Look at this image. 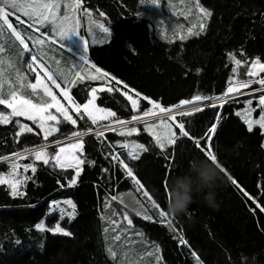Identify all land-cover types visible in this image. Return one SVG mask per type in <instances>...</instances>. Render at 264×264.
<instances>
[{
    "label": "trees",
    "instance_id": "16d2710c",
    "mask_svg": "<svg viewBox=\"0 0 264 264\" xmlns=\"http://www.w3.org/2000/svg\"><path fill=\"white\" fill-rule=\"evenodd\" d=\"M197 1L211 12L203 32L172 41L154 33L150 20L140 13L141 0H81V8L94 13L110 30L108 39L102 44H88L86 53L88 61L111 78L112 91L96 94L98 107L127 121L148 111L153 105L149 99L163 108H174L197 95L221 97L234 83L253 80L244 71L254 61L264 64V0ZM233 56L244 65L237 75ZM102 85L100 81L78 80L70 86L69 94L75 104L84 105L90 92ZM115 85L140 94L139 111L132 110ZM259 88L253 83L247 91ZM246 100L238 98L181 116L177 121L184 122L190 136H182L174 125V143L164 150L138 126V134L130 139L148 148L140 150L138 159H127L121 147L124 137L118 134L106 133L99 139L86 136L81 156L85 163L71 186L69 181L76 173L58 168L54 161L45 165L26 155L0 163V175L17 168L22 178V195L14 196L9 185L0 184V264H124L121 250L113 256L108 245L110 241L118 243L120 238L112 236L119 227L132 229L147 246L154 245L159 264H195V260L201 264H264V212L256 208V203L264 207V135L259 128L249 131L235 116ZM74 119L76 127L62 124L45 140L34 124L12 117L0 124V158L68 139L73 131L95 128L81 114H75ZM17 120L33 131L25 129L18 136ZM213 124L217 127L211 134L208 130ZM193 138L199 139V147ZM208 148L225 170L218 168L223 180L215 189L217 207L208 206L194 193L186 211L174 214L170 209L172 181L190 179L195 189L199 181L197 174L189 171V161L197 159L194 167H199V159L208 160L203 151ZM45 149L49 156L57 152V146ZM115 152L117 160L112 159ZM120 160L132 168L139 185L127 175ZM24 165H34L36 171L29 168L25 172ZM135 185L148 201L142 213L150 219L134 215L112 199L135 193ZM61 200H71L75 205L73 217L59 221L70 235L37 228L50 203ZM161 212L167 215L162 217Z\"/></svg>",
    "mask_w": 264,
    "mask_h": 264
},
{
    "label": "rangeland",
    "instance_id": "374dc122",
    "mask_svg": "<svg viewBox=\"0 0 264 264\" xmlns=\"http://www.w3.org/2000/svg\"><path fill=\"white\" fill-rule=\"evenodd\" d=\"M44 2H50V0L47 1L44 0ZM57 2L60 4V8L59 11L57 12L56 19L54 21L53 20L44 21L41 24H36L35 18L29 19L27 16H24L23 13L12 9L10 4L5 5L2 3V5H0L6 7V10L8 12L15 13L14 15H9L8 19L12 23L13 27L20 33L21 38L24 39L25 43L28 45V49L26 50L24 46L19 43V40L16 39L15 35L12 34V31L8 29L6 26H4L2 30H0V46H2L4 49L3 52H0V98H4L6 100L10 99L11 94L15 92L18 96L23 97L25 99H29L36 104L51 103V97L48 96L44 91V88L47 87L51 90L52 94L57 97L59 103L65 109L68 110L69 115H71L73 119L75 114H81L85 116L92 123V120L88 117L86 113H84L82 107L80 112L77 113L75 110V103L72 101V99H68L63 95L64 90H67L69 93L70 83L66 87H62V88L60 86L57 87L56 83H53V80H50L48 76L51 75L53 77L58 73V71H56L57 67L55 65V62L60 61V59L63 58L65 54H67L65 53L67 49H65L63 43L65 41L70 40L73 36L71 35L69 38L65 40L60 34L61 24L63 25V28L66 30L69 31L74 30L76 33L79 34L76 36H79L80 38L82 36L81 32L84 31V29H86L89 34V42L86 43L87 45L86 49L84 45L85 42H87L86 40H80L81 42L79 41V43H75L73 40L75 44L73 43L74 45L72 44L73 46H71V48L68 49V51L70 52L69 54L72 55L75 54L76 50L80 49L82 51V54L79 55L85 57V61H81L80 58L79 62H76L73 66H69L70 71H72L73 73L77 71L79 73V75L73 73L69 74V78L72 83L71 85H73L78 80H82L81 78H84L85 76H87L91 80L106 83L105 86L102 85L100 87L94 88L96 89V92L95 93H93V91L90 92L89 100L93 98V95H95L96 98V94L100 91H104V90L109 91V89H111L110 87L111 79H109L101 70L97 72L96 68L90 65L93 72L91 71L85 75H83V72L90 67V66H86L88 62V57L86 58L85 56V54L88 51V44H90V46L102 44L106 39H108L110 33H104L100 26L98 30L89 29V28H94V24L95 25L97 24L96 22H93L94 20L97 21V18L95 14L92 12L89 11L84 12V10L81 8V5H79V7L76 8L74 11L73 7H70L69 5H74L75 0H57ZM159 5L160 6L158 7L155 6L151 2V0H141V7H140V13L142 14V16L150 20V22L152 23L153 31L156 35L160 36L161 38L169 39L172 41H184L194 36H197L203 32L201 31L200 25L203 24L205 28V25L208 21V16H205L203 13L200 12V8L203 7H201V5L197 0H159ZM16 16H19L20 21L23 22L22 23L19 22L16 19ZM64 16H68L69 19L63 21L62 18ZM29 25H32V27H29ZM37 28L39 29L38 31L36 30ZM190 29L191 32L189 31ZM92 35L95 37H91ZM37 40H42L43 43L42 44L37 43L36 42ZM57 47H60L61 49H56ZM72 61L73 59L67 60L68 64ZM243 67L244 65L237 66L234 63V68L237 69L235 74L237 75L240 69L242 70ZM246 70H251L255 73L253 76L250 77L251 79H253L251 80L253 82L249 85V87L253 83L260 86V88L256 90L257 92L256 91L249 92L248 94L250 95L244 97V98H248V100L244 101L243 106L237 111H235V116L238 117L242 122H244L248 128L246 120L248 119L254 121L260 120L261 116L264 115V111H262L260 106L258 105L259 97L257 98L258 94L262 95V91H260L261 85L255 82L261 79L264 71H260L259 64H257L256 61L248 65V67L245 68V71ZM37 78H39V82ZM31 84H37V88L33 90L30 87ZM234 84H238V83H234ZM114 88L118 90L124 98H126L123 95V93L127 91H123L117 85H115ZM248 88L243 91L240 90L239 93H236L235 95L232 94V96L234 98L237 97L238 99L239 96L244 95V92H246ZM127 93L128 95L133 96V98L137 99L139 102L140 96H137L136 93H133L132 91ZM249 100H252L251 105L248 104ZM253 102H255L256 104L253 105ZM218 104L220 105V102H218L216 105L219 106ZM94 105L98 109H104L98 107L95 103V100H94ZM6 109L8 110V113L4 111ZM150 109H152L154 112L157 113L156 117L149 116L147 117V119L149 120H147L146 123L135 122L134 124L128 126L129 127L135 126L137 129L138 126H142L145 129L147 124L153 125L151 132L160 136L162 142L165 144L166 147L171 144L169 141L175 138V132L173 126L174 125L178 126L177 119L180 118L181 116L174 117V119H169L168 117H159L165 114L160 113L159 109H154L153 105L151 106ZM171 109H173V112L176 111L175 107ZM104 110L108 111V109H104ZM132 110L134 112H137V110L135 109ZM11 111L12 109L8 108L6 105H0V112H4L6 115L10 116ZM256 111L259 112L257 115L255 114ZM49 112L53 115H56L58 117V120L63 121V116L61 115V113L56 112L55 108L49 109ZM249 112L251 113L250 116L248 115ZM94 115L97 117V123L95 125L92 123L95 126L94 130L104 128L105 125L110 124L112 121V118H109L107 120L100 119V116L106 115V112L105 113L94 112ZM136 115H141V114H136ZM12 117L14 116H10V120ZM21 118L27 120L26 117H21ZM161 120H164V123H161L160 122ZM29 122H31L36 126V128L39 130L42 137L44 138V130L38 127L39 121L37 120L35 123H33L32 121ZM62 124L65 125L67 124L72 127H76L77 125V123L73 125L66 121L56 125L55 122L49 121L45 123V128H49L53 126L60 127ZM112 126L117 127V131L116 132L105 131V134L106 133L118 134V131L120 130L119 127L114 124ZM254 128H259L264 135V128H261L259 127V125H255V124L253 125V129ZM56 132H53L48 137L54 135ZM146 132L150 134L149 131ZM134 135L135 134H133L132 136ZM150 135L154 138L152 134ZM131 137H124V142H129L128 148L123 147V150L125 151L128 160L132 159L131 156L129 155V152L132 151L131 143L134 142L130 139ZM75 142L76 140H72L62 144H58L56 145L57 151L59 150L60 147H66L67 144L75 143ZM55 143L56 142H54L53 144ZM68 151L70 152L71 149H68ZM139 152L140 150L136 149V153L139 154ZM17 158L19 157H16V159ZM11 160H7L5 162H11ZM56 166L60 168L58 165ZM69 169L73 170L76 173V170L74 168H69ZM0 177L6 180L18 179L22 183V178L18 176L17 168L14 169L13 173H10L8 175H0ZM21 183L18 185L19 192H20L19 187ZM5 184L9 185L7 183ZM136 193L139 195H136ZM66 201L68 200L55 201L50 203L49 211L47 212L43 220L38 224L42 226L41 228H39L40 230L49 231V229L55 228V226L59 224V221L64 219L65 217L67 218L73 217L74 209L72 208L71 205L67 204ZM115 201L120 206L128 209L134 215L138 217H145L142 212H144V202L148 204V201L144 197L143 193L140 192L138 186L135 185V193L129 192L126 194L119 195L117 196V199H115ZM148 207L150 208L151 204H149ZM69 213L71 215H69ZM53 216H55L54 220H52ZM114 223H117V221H115ZM51 233H55V232H51ZM114 233L115 234L112 236V238L118 240L117 237H119L120 238L118 240L119 244L115 243L114 241H110L108 245L112 247V250L115 253L121 250L120 257L125 261L124 264H159L160 260L158 259L156 247L154 245L147 246L146 243L143 242L141 237L135 231H133L130 228L126 230L125 228L122 229L119 227L118 229L114 228ZM56 234H62V233H56ZM126 236H129L128 242H125ZM123 242H125L126 246L121 247V244ZM157 260H159V262ZM194 263L201 264L198 260H195Z\"/></svg>",
    "mask_w": 264,
    "mask_h": 264
},
{
    "label": "snow or ice",
    "instance_id": "6c2138e0",
    "mask_svg": "<svg viewBox=\"0 0 264 264\" xmlns=\"http://www.w3.org/2000/svg\"><path fill=\"white\" fill-rule=\"evenodd\" d=\"M80 2H81V0H75V4L69 5V6L73 7V10L75 11V9L79 7ZM151 2L157 7L160 6L159 0H151ZM0 3H3L5 5L10 4L12 9L23 13V15L27 16L29 19L35 18L36 24H41L44 21H49V20L54 21L56 19L57 12L59 11V8H60V4L57 2V0H50V2H44V0H0ZM198 7H199V5H198ZM200 12L203 13L205 16L211 15V12H209L208 10H206L204 8H200ZM14 14L15 13L8 12L6 10V7L0 6V30H2L4 26H6L8 29H10L12 31V34L15 35L16 39L19 40V43L21 45H23L24 48L27 50L28 45L25 43L24 39L21 38L20 33L13 27L12 23L8 19L9 15H14ZM16 19L21 23L23 22V21H20L19 16H16ZM62 19H63V21H66L69 19V17L64 16ZM29 27H32V25H29ZM100 27L102 28L104 33H109V28L103 27V25H100ZM200 28H201V31H203L204 25L201 24ZM36 30L38 31L39 29L37 28ZM189 31L191 32V29ZM60 34L65 40L67 38H69L71 35H79L74 30L69 31V30L64 29L62 24H61ZM36 42L41 43V44L43 43L42 40H37ZM84 45H85V49H86V47H87L86 42ZM3 50H4L3 47L0 46V52H3ZM232 59L235 61V64L237 66L241 65V60L235 59L234 56L232 57ZM81 61H85L84 56L81 57ZM256 63L259 64L260 71H264V64H260L259 60H257ZM93 67H95V66H93ZM96 71L99 72L100 70L96 69ZM236 71H237V69L233 68V72L235 73ZM244 74L251 77L255 73L251 70H246ZM77 75H79V73H77ZM48 78L50 80H53V83H55V80L53 79V77L51 75H49ZM37 80L39 82V78H37ZM252 82L253 81H251V80H240L238 82L237 87H235V88L229 87L227 89V92L222 97H206V96L197 95L196 97H194L193 101H181L179 105L175 106V109H176L175 114H178L180 116H186V115L192 114L193 112L202 111L203 107L201 106V104L195 103V102H200V101H209L210 103L208 105H206L208 107H216L217 106L216 101H219L220 105L223 106V104L227 102L229 94L235 95L236 93H239L241 88H248ZM255 82H257V83H259V85H261L260 91L264 92V78L259 79L258 81H255ZM30 87L33 90H35L37 88V84H31ZM57 87H59V85H57ZM124 87L127 88V85H125ZM111 90L112 89H109V91H111ZM44 91L48 96L51 97V103L36 104V103H33L29 99H25L23 97L18 96L15 92H13L11 94L10 99L6 100L4 98H0V105H6L8 108L12 109L10 116L26 117L27 120L32 121L33 123H35L38 120L39 121L38 127L44 130V139L47 140L49 135H51L53 132L59 131V127L53 126V127L45 128L46 122L51 121V122H55V124L58 125L59 123L66 121V122H69V123L75 125L76 120H74L72 118V116L69 115L68 110L65 109L59 103V101L57 100V97L52 94V92L49 88L45 87ZM92 91H93V93H95L96 89H93ZM63 95L66 98L71 99V97H69V93L67 90L63 91ZM123 95L130 102L132 109L139 111L138 100L133 98V96L128 95L127 92H124ZM136 95L139 96L140 94L137 93ZM145 99H148V98L145 97ZM94 100H95V95H93V98L88 100V102L85 103L83 106H81L79 104H75L76 112L79 113L81 110V107H82L84 113H86L88 115V117L92 120V123L94 125L97 123V117L94 115V112H100V113L106 112V115L100 116V119L101 120H107L109 118H112V121L110 124H107L104 126V128L97 129V130L90 128V129H88V133H83V132H79V131L71 132L70 136L72 138H75L76 142L75 143H69L66 145V147H60L59 150L57 152H55L54 155H51V156H49V154L46 152V149L44 147H39V148L34 149V150H30V149L24 150L25 154H29L31 156H34L35 160L42 161L43 164H45V165H48L50 163V161H54L55 164L58 165L62 169L74 168L76 170V174L69 181L70 186L74 185L77 182V178L80 175V171H81L80 166H82L85 163V160L81 158L82 153H83V148H84V141H83L84 135L93 134L99 139V138L105 136V131L116 132L117 127L112 126L114 124V125L118 126L120 129L118 131V135H120L122 137H131L133 134H138V129L135 126L129 127L128 125L133 124L135 122H145L146 123V121H142V117L147 118L149 116H153V117L157 116L156 112H154L152 109H149L148 111H144L141 115H133L131 117V120H127V121L120 120L119 118H117L115 112L110 111V110L106 111L104 109L96 108L94 105ZM148 102L150 104H153L154 109H159L160 113L166 114L169 119H174L173 109L163 108L160 106L159 103L154 102L150 99ZM248 104L251 105L252 100H249ZM189 105H191V107H187ZM258 105L260 106L261 110L264 111V94L259 96ZM51 108H55L56 112L61 113V115L63 116V121L58 120V117L56 115H53L49 112V109H51ZM248 115L250 116L251 113L249 112ZM10 116L6 115L4 112H0V124L8 123L10 120ZM160 122L164 123V120H161ZM16 123L20 125V132L17 133L18 136L20 134H22L25 129H27V131H29V132L33 131V129L28 127V125L21 124L19 120H17ZM246 123L248 125L249 131L253 130L254 124L259 125V127H261V128H264V115L261 116L260 120L254 121V120L248 119V120H246ZM152 127H153V125L147 124L145 130L149 131L150 134H152L154 136L156 146H158L161 150H164L165 144L162 142V139L160 136L151 132ZM178 127L180 129L182 136H184V137L190 136L189 132L185 129L184 122H182V121L179 122ZM216 127H217V125L213 124L212 127L208 130L209 133L214 134L216 131ZM193 139H195V142H196L197 146L199 147L200 146L199 139H196V138H193ZM169 142L174 143V139H171ZM57 143H59V142H57ZM121 147L128 148L129 142H124L123 144H121ZM131 147H132V151L129 152V155L131 156L132 159H138L139 158V155L136 153V149H139L142 151H148V148L144 144H136L135 142H132ZM68 149H71V151L69 152ZM203 151L206 154V158L208 160H210L217 168H219L220 171H222V172L225 171L220 166V164L217 160V157L211 152L210 148L203 149ZM12 155L14 157H22L23 154L14 153ZM0 159H8V158L3 157ZM112 159L116 160V159H118V156L114 155V156H112ZM92 163H94V162H92ZM119 163L125 169V171L127 172V175L132 177L135 180L136 184L139 185L140 182H139V180L135 179L132 168L129 167V165L127 163H125L123 160H120ZM16 166L17 165H14V167H16ZM29 168H31L33 173L36 171V168L34 165H24L25 172H27ZM103 171L107 172L108 170L104 169ZM229 179H232V178L229 177ZM5 183L9 184V186L12 189V194L14 196L15 195H22V193H20L18 191V185L21 183L20 180H18V179L17 180H6V179L0 177V184H5ZM233 183H235L234 180H233ZM245 195H247V194L245 193ZM112 199L115 200V199H117V197L113 196ZM249 199H252L253 202L256 203L255 198L249 197ZM66 203L71 205L73 209L75 208V205L72 203L71 200L66 201ZM256 208H259V210L261 212H264V207H262L259 203H256ZM253 211H255V209H253ZM69 215H71V214L69 213ZM160 215L162 217H164L167 214L164 212H161ZM125 218L127 219V217H125ZM145 218L150 219V217H145ZM128 223L131 224L130 219L128 220ZM168 225L171 226L170 220L168 221ZM41 227H42L41 225H37V228H41ZM49 231L55 232V233H62L63 235H66V236L70 235V233L65 231L59 224H57L55 226V228L49 229ZM118 238L119 237H117V239ZM111 254L113 256L116 255L115 252H112Z\"/></svg>",
    "mask_w": 264,
    "mask_h": 264
},
{
    "label": "clouds",
    "instance_id": "9594fccd",
    "mask_svg": "<svg viewBox=\"0 0 264 264\" xmlns=\"http://www.w3.org/2000/svg\"><path fill=\"white\" fill-rule=\"evenodd\" d=\"M197 159L189 161V171H194L198 177V185L194 189L193 182L190 179L181 180L179 177L172 181L171 193L172 200L170 201V209L174 214L186 211L188 206L193 202V194L203 197V201L210 207L216 208L215 205V189L219 186L218 181L223 178L218 171V168L208 160L200 161L199 167H194Z\"/></svg>",
    "mask_w": 264,
    "mask_h": 264
},
{
    "label": "crops",
    "instance_id": "0c3cea01",
    "mask_svg": "<svg viewBox=\"0 0 264 264\" xmlns=\"http://www.w3.org/2000/svg\"><path fill=\"white\" fill-rule=\"evenodd\" d=\"M45 1H47V0H45ZM86 10H84V12H85ZM93 22H96L97 24L95 25L94 24V28H89V29H93V30H98L99 29V26L101 25L100 23L101 22H99V20L97 19V21H93ZM96 33V32H95ZM81 38H80V40H86L87 42L86 43H88L89 42V34H88V32H87V30L86 29H84V31H82L81 32ZM74 36H76V35H73L72 36V38L70 39V40H68V41H65L64 43H63V46L65 47V49H67L66 50V52L65 53H67V54H65L64 56H63V58H61L60 59V61H57V62H55V65H56V67H57V69H56V71H58V73L56 74V75H54L53 77H54V80H55V83H56V85H59L61 88L62 87H66L69 83H70V85H69V88H70V86H71V80H70V78H69V74L70 73H73L72 71H70V69H69V66H73L76 62H79L80 61V58L82 57V55H79V54H82V51L79 49V50H76V52H75V54H69L70 52L68 51V49L69 48H71V46H73L75 43L73 42V38H74ZM91 37H95V36H91ZM81 42V41H80ZM74 43V44H73ZM73 44V45H72ZM56 49H61L60 47H57ZM77 49V48H76ZM85 56H86V54H85ZM87 58V57H86ZM68 59H73V61L72 62H70L69 64H68V62H67V60ZM90 65H92L93 66V64L92 63H90L89 61L87 62V64H86V66H90ZM94 68H96V67H94ZM96 69H98V68H96ZM100 70V69H99ZM78 71H79V69H78ZM93 72V70H92V68H91V66L87 69V70H85L84 72H83V75H85V74H87V73H89V72ZM103 72V71H102ZM78 72L76 71L75 73H73V74H77ZM104 73V72H103ZM104 74H106V73H104ZM106 76L109 78V79H111L110 78V76L109 75H107L106 74ZM78 78H81V77H78ZM82 80H91V79H89L87 76H85L84 78H81ZM75 80H76V78H75ZM74 80V81H75ZM103 81H105V80H103ZM116 83H118V81H116ZM105 84L106 83H104V86H105ZM70 95V94H69ZM71 97V96H70ZM72 99V98H71Z\"/></svg>",
    "mask_w": 264,
    "mask_h": 264
},
{
    "label": "water",
    "instance_id": "95a60500",
    "mask_svg": "<svg viewBox=\"0 0 264 264\" xmlns=\"http://www.w3.org/2000/svg\"><path fill=\"white\" fill-rule=\"evenodd\" d=\"M237 85L238 84H233V85H231L230 87H233V88H235V87H237ZM245 89H247V88H241L240 90L241 91H243V90H245ZM256 91V90H255ZM226 92H227V90H226ZM249 92H251V91H249ZM248 91H246V92H244V95L243 96H239L238 98H243V97H246V96H248V95H250V94H248L249 93ZM257 92V91H256ZM263 93V92H262ZM222 97V96H221ZM234 99H237V97H233L232 96V94H229V97H228V100L227 101H230V100H234ZM195 103H199V104H201V106L203 107V109L205 108V107H208V106H206V105H208L210 102L209 101H200V102H195ZM219 105V104H218ZM219 106H221V105H219ZM194 113V112H193ZM134 124V123H133ZM130 125H132V124H130ZM87 133V132H86ZM89 135H92V134H86V135H84L83 136V138L84 137H86V136H89ZM72 140H75V138H68V139H64V140H61V141H56V143L55 144H53V143H50V144H48V145H44V146H42V147H44V148H49V147H53V146H56V145H58V144H62V143H65V142H68V141H72ZM57 142H59V143H57ZM23 155H29V154H25V153H22ZM8 159H1L0 160V163H3V162H5V161H7V160H11V159H13V158H15L14 156H10V157H7Z\"/></svg>",
    "mask_w": 264,
    "mask_h": 264
},
{
    "label": "bare ground",
    "instance_id": "6f19581e",
    "mask_svg": "<svg viewBox=\"0 0 264 264\" xmlns=\"http://www.w3.org/2000/svg\"><path fill=\"white\" fill-rule=\"evenodd\" d=\"M74 42H75V43H79V42H77V41H75V40H74ZM218 102H219V101H216V104H217ZM187 107H191V105H189V106H187ZM173 113H174V117L180 116V115H178V114H175L176 111H174ZM159 117H167V115L165 114V115H163V116H159ZM147 120H149V119H147V118H143V117H142V121H147ZM137 123H142V122H137Z\"/></svg>",
    "mask_w": 264,
    "mask_h": 264
},
{
    "label": "built area",
    "instance_id": "2783aa9c",
    "mask_svg": "<svg viewBox=\"0 0 264 264\" xmlns=\"http://www.w3.org/2000/svg\"><path fill=\"white\" fill-rule=\"evenodd\" d=\"M75 39H76L75 41H78V39H77V38H75ZM115 153H116V152H115ZM114 155H117V153H116V154H114ZM114 155H113V156H114ZM113 160H114V159H113ZM116 160H117V159H116Z\"/></svg>",
    "mask_w": 264,
    "mask_h": 264
}]
</instances>
